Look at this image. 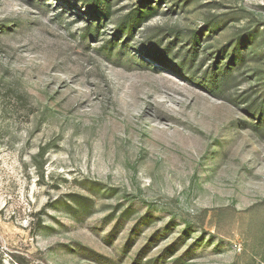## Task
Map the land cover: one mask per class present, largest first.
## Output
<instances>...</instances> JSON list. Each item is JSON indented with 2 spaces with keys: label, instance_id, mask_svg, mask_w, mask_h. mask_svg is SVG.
Segmentation results:
<instances>
[{
  "label": "rangeland",
  "instance_id": "1",
  "mask_svg": "<svg viewBox=\"0 0 264 264\" xmlns=\"http://www.w3.org/2000/svg\"><path fill=\"white\" fill-rule=\"evenodd\" d=\"M138 3L0 0V264H264V0Z\"/></svg>",
  "mask_w": 264,
  "mask_h": 264
},
{
  "label": "trees",
  "instance_id": "2",
  "mask_svg": "<svg viewBox=\"0 0 264 264\" xmlns=\"http://www.w3.org/2000/svg\"><path fill=\"white\" fill-rule=\"evenodd\" d=\"M87 7L91 9L93 13L97 16L110 17L111 14V0H84ZM157 14V8L155 5L150 4V0H139V3L131 8L126 14L122 16L118 25L116 26V30L119 33H124L126 36L132 37L134 32L146 21H148L151 17ZM20 24L21 22L18 20L16 22ZM211 29L215 28L217 22L213 21L210 23ZM3 28L7 30L10 29L9 25H2ZM86 29H90V26H87ZM203 31L202 30H192L189 33V47L186 49V55L182 58L179 63V68L184 66L186 63L190 65L195 62L197 59L199 49L201 47L202 39H203ZM241 45H242V36H238L234 40V47L230 53V58L228 63L220 68L217 61H215L210 67L204 70L199 79L204 83L207 90L211 93H217L220 88H222L225 79L232 72L231 65H234L237 61V58H243L241 53ZM224 52V48H221L218 51V55ZM264 109V106H263Z\"/></svg>",
  "mask_w": 264,
  "mask_h": 264
}]
</instances>
